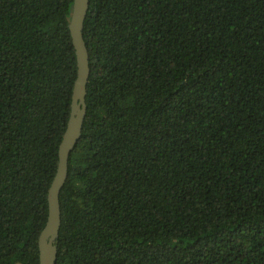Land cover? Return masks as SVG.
<instances>
[{
    "label": "trees",
    "instance_id": "1",
    "mask_svg": "<svg viewBox=\"0 0 264 264\" xmlns=\"http://www.w3.org/2000/svg\"><path fill=\"white\" fill-rule=\"evenodd\" d=\"M72 3L0 0V264H39ZM82 32L55 264H264V0H89Z\"/></svg>",
    "mask_w": 264,
    "mask_h": 264
},
{
    "label": "water",
    "instance_id": "2",
    "mask_svg": "<svg viewBox=\"0 0 264 264\" xmlns=\"http://www.w3.org/2000/svg\"><path fill=\"white\" fill-rule=\"evenodd\" d=\"M89 0H73L68 28L76 55V77L73 83L69 116L58 146V162L55 174L47 191V218L38 236L39 264H55L59 236L60 191L67 179L68 159L81 134L86 115V86L90 68L88 50L83 39V25Z\"/></svg>",
    "mask_w": 264,
    "mask_h": 264
}]
</instances>
